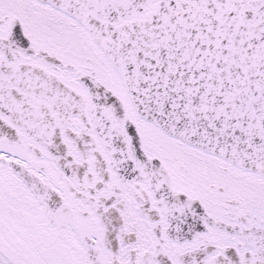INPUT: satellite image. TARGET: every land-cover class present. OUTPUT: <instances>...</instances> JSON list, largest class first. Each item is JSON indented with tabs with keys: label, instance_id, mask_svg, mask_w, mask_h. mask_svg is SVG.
Wrapping results in <instances>:
<instances>
[{
	"label": "snow or ice",
	"instance_id": "obj_1",
	"mask_svg": "<svg viewBox=\"0 0 264 264\" xmlns=\"http://www.w3.org/2000/svg\"><path fill=\"white\" fill-rule=\"evenodd\" d=\"M0 264H264V0H0Z\"/></svg>",
	"mask_w": 264,
	"mask_h": 264
}]
</instances>
